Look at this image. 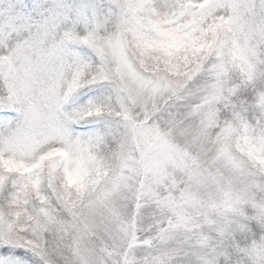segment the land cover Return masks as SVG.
Returning <instances> with one entry per match:
<instances>
[{"label":"snow or ice","instance_id":"snow-or-ice-1","mask_svg":"<svg viewBox=\"0 0 264 264\" xmlns=\"http://www.w3.org/2000/svg\"><path fill=\"white\" fill-rule=\"evenodd\" d=\"M0 264H264V0H0Z\"/></svg>","mask_w":264,"mask_h":264}]
</instances>
